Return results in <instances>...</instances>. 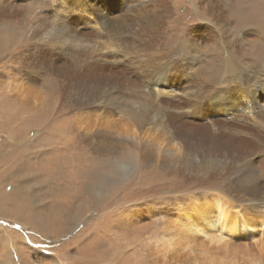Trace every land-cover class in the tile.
<instances>
[{
  "label": "rangeland",
  "instance_id": "rangeland-1",
  "mask_svg": "<svg viewBox=\"0 0 264 264\" xmlns=\"http://www.w3.org/2000/svg\"><path fill=\"white\" fill-rule=\"evenodd\" d=\"M82 1L0 0V261L7 253L11 264H159L150 248L163 234L160 213L140 208L161 210L215 189L264 204V137H253L256 124L244 111L227 115L204 100L189 107L183 92L200 85L182 71L190 58L197 68L221 36L236 42L239 63L256 59L264 68L262 22L231 23L242 9L260 8L264 17V2ZM209 7L231 24L211 23ZM168 62L172 88L157 94L153 83ZM108 91L114 98L104 106ZM121 106L159 125L120 113ZM172 132L189 139L183 145ZM184 146L208 147L226 166L190 171ZM235 167L255 172L253 183L240 187Z\"/></svg>",
  "mask_w": 264,
  "mask_h": 264
},
{
  "label": "bare ground",
  "instance_id": "bare-ground-1",
  "mask_svg": "<svg viewBox=\"0 0 264 264\" xmlns=\"http://www.w3.org/2000/svg\"><path fill=\"white\" fill-rule=\"evenodd\" d=\"M79 3L82 7L83 1L79 0ZM208 10L211 23H217L219 19H225L226 23L230 21L229 16L225 12L211 7ZM258 10L246 11L242 9L235 18L231 19L232 25L234 27L242 23L245 25L248 23L256 25L260 24L261 21L262 27H264V17H262L261 12L257 13ZM231 23H228V26ZM223 25L221 24L218 30H221ZM223 29L227 28L223 27ZM249 33V31H244L243 36L246 39L249 37V39L255 40V38H251ZM223 40L224 38L221 36V40L215 42L211 53L197 68L193 67V59L195 58H190L188 64L183 63V73L188 74L187 71L190 69L195 77V82H198V86L200 85L195 89L184 90L183 93L189 97L188 106L193 109L198 100H204L209 106L221 109L227 115H232L233 110L244 111L246 114L244 112L243 114L256 124L259 131L253 137L255 139L258 138L257 135L264 137V119H260V112L264 109V68L258 64L255 65L256 59L249 61L250 66H245L242 61V63H239V57L237 59L234 57V54H236L234 51L237 46L236 42L235 45H229L227 40ZM3 46L4 42L0 39V50ZM262 52L264 53V48ZM168 68L169 62L158 72L157 79L159 78V81L153 83V86L159 84L158 88H154L157 94L163 93L164 88H168V91H170L169 88H172L168 83L169 81H166L167 78L165 79V73ZM239 91L245 92L239 93ZM108 92L106 93L108 99L106 97L103 99L104 106L107 105L105 102L109 98H114V91ZM259 97L262 99H260V102H258ZM77 102L78 106L82 105L80 101L77 100ZM253 104L260 106V111L253 110V108L257 107L253 106ZM119 111L130 115L132 118L139 117L144 124L159 125L158 118H145V112H137L133 109L126 110L123 106L120 107ZM2 124H4L3 121ZM181 136L178 132H172L169 137L171 139H180L185 145L184 142L189 138ZM229 146L228 144L224 145V148ZM207 148L204 147L203 152L197 153L194 149H185L184 146V154L182 155L184 165L190 171L202 168L206 171L212 167L219 168L217 167L218 165L222 164L224 166L226 164L225 161L212 159L210 156L212 153L205 151ZM234 170H236L234 180L239 181L237 183L240 187L253 183L255 172L249 170L251 172L249 173L246 169L240 167H235ZM234 199L240 200L236 201ZM241 199L245 198L240 196L235 198L230 194L228 195L226 191L215 189L179 197L176 202L165 205L161 210H157L158 208L153 207L151 203L149 204L150 208H140L146 214H148V211L150 215L160 213L162 220L161 233L163 234L150 248L152 258L155 261H159V264H186L189 258L192 259L190 262L193 264H264V204L257 202L258 205L255 206L254 203L239 202L245 201ZM140 211L138 206L133 211V220L136 223H140L143 220ZM125 215V219H128L129 214L126 213ZM120 223L122 230H128V226L131 224L128 220L122 221V219H120ZM233 238L238 239V242L232 241ZM249 242H252V244H249ZM6 254L3 255L1 264H11Z\"/></svg>",
  "mask_w": 264,
  "mask_h": 264
}]
</instances>
